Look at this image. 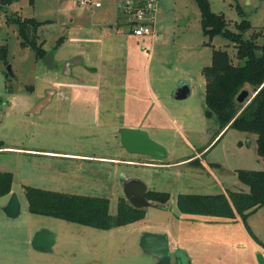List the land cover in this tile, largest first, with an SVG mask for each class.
<instances>
[{"label": "rangeland", "instance_id": "rangeland-1", "mask_svg": "<svg viewBox=\"0 0 264 264\" xmlns=\"http://www.w3.org/2000/svg\"><path fill=\"white\" fill-rule=\"evenodd\" d=\"M209 1L213 12L225 15L231 31L238 33L237 25L249 20L252 29L244 38L261 35L264 0ZM78 6L76 0H36L35 7L28 0H18L0 6V46H8L7 60L14 73V77H6L8 66L0 60V141L7 147L0 152V172L13 174V193L21 203L19 218L12 220L2 211L5 200L0 197V264H155L156 259L144 253L140 241L144 233L156 232L171 233L192 264H260L264 248L255 245L240 218L186 215L177 208L181 194L249 193L238 171L264 170L256 134L234 128L220 134L216 118L205 117L202 69L211 65L214 49H227L234 64H239L234 45L217 36L211 47L202 46L208 39L202 33L196 0H161L159 21L165 37L153 49L148 48L155 53L148 80L157 98L149 99L145 106L129 101L126 91L112 87L108 101L107 88L97 91L100 108L69 99L58 102L67 92L47 80L62 76L65 62L56 58L49 68L36 59L31 48L21 47L17 27L7 20L18 14L23 19L50 21L40 28L39 37L45 49L53 51L60 38L73 35L81 24L93 27L92 19L100 22L101 14L107 12V8ZM257 42L261 45L263 39L259 37ZM62 46L56 52L67 56L68 49L60 50ZM182 82L191 86V94L179 100L174 95ZM246 88L253 96L251 87ZM142 89L132 91L137 95ZM48 90L58 91L57 100L40 114L32 113ZM130 124L140 125L168 156L157 161L126 151L119 131ZM122 178L141 179L149 191L169 193L171 199L165 206L151 202L144 220L109 231L29 212L27 186L107 198L110 213L116 215L120 199L125 198ZM247 221L264 243V208L251 210ZM42 230L56 235L49 252L32 247L34 236Z\"/></svg>", "mask_w": 264, "mask_h": 264}, {"label": "trees", "instance_id": "trees-1", "mask_svg": "<svg viewBox=\"0 0 264 264\" xmlns=\"http://www.w3.org/2000/svg\"><path fill=\"white\" fill-rule=\"evenodd\" d=\"M18 0H0L2 8L11 6ZM35 7L36 0H28ZM201 13V28L204 37L208 39L206 46L211 47L213 40L221 36L232 43L236 50L234 64L227 49L213 50L212 63L203 68L202 74L206 80L205 117L216 118L222 134L226 129H237L254 133L258 136V154L264 160V26L259 37L263 39L258 44L256 36L244 38V33L252 29L249 20H243L237 25L238 33L229 29V23L224 14L213 12L209 0H196ZM239 13L243 15L238 5ZM7 24L17 27L20 45L31 48L36 59L43 60L49 53L40 41L39 29L47 22L35 18H21L14 14L8 18ZM65 38H60L54 52L63 44ZM8 46H0V60L8 66ZM9 78V74L6 73ZM251 87L254 98L248 105L237 103V96L246 87ZM218 134L216 139L219 137ZM0 141V152L6 149ZM239 179L250 188L249 193L228 191L214 195L181 194L177 198V208L182 214L197 216H213L226 219L240 218L252 239L264 248V243L254 234L248 224V213L251 210L264 208V170L238 171ZM14 176L9 172H0V197L9 196L13 191ZM29 212L33 215L46 216L64 220L102 231L138 223L146 218V209L134 208L126 198L119 201L116 215L110 213V200L101 197L66 194L43 190L31 186L25 187ZM147 199L154 204L167 205L171 195L166 192L149 191Z\"/></svg>", "mask_w": 264, "mask_h": 264}, {"label": "crops", "instance_id": "crops-1", "mask_svg": "<svg viewBox=\"0 0 264 264\" xmlns=\"http://www.w3.org/2000/svg\"><path fill=\"white\" fill-rule=\"evenodd\" d=\"M76 4L78 6V0H76ZM116 4L117 0H103L102 6L100 8H95V10L107 8V12L105 16H103V13L101 14L102 20L100 22H95L94 18L92 19L91 23L94 25L93 27L95 29L89 27V24H81L77 26L78 29L75 33L73 32V35L70 37L65 36L66 39L60 50H64L66 47L68 49L67 56H58L59 51L54 52L46 49L48 52H53L52 63L56 61V58L65 63L79 57L82 60L71 67V74L68 75L67 71H64L62 76L57 75L56 77H48L47 83L52 82L62 87L65 93L67 92L63 100H57L58 91L55 90V94L50 103H53L55 100L60 102L69 99L73 103H79L84 107H93V105H95L94 107L97 108L101 102V100L95 96L97 91L99 92L107 88L108 96L106 98L108 101L111 97L109 91L112 87L121 89V92L126 91L125 93L127 94L125 96L129 101L138 102L145 106L147 102H149V99L153 100L157 98L155 91L151 87L150 80H148L155 53L153 50L148 51V48L153 49L155 45L164 40L165 33L161 31L160 17H158L157 27L159 33L158 39L136 37L131 34L125 18L119 11L117 12L118 7ZM160 8L161 0L159 16ZM92 10H94V8H92ZM49 22L50 21H47V23ZM40 39L42 40L41 37ZM205 43L206 42H203L202 46H205ZM176 81L174 83H177ZM141 88H143L142 94L136 95L132 91V89L140 90ZM96 103H98L97 106ZM100 107L101 106H99V108ZM97 113L98 111H96V114ZM130 125L131 126H128L130 129L143 130L140 125ZM209 147H207L206 150L209 149ZM11 194L3 197L5 200L3 208L8 204ZM163 233L164 232H156V234ZM167 234L169 236L171 251H182L178 248V242L172 240V234L169 232H167ZM254 243L255 245L257 244L255 241ZM183 252L189 258L190 264H192L189 255L185 251Z\"/></svg>", "mask_w": 264, "mask_h": 264}, {"label": "water", "instance_id": "water-1", "mask_svg": "<svg viewBox=\"0 0 264 264\" xmlns=\"http://www.w3.org/2000/svg\"><path fill=\"white\" fill-rule=\"evenodd\" d=\"M53 52H49L44 59V63L53 68ZM82 60L73 59L65 63V71L71 74V67ZM8 74L14 77L12 67L8 65ZM55 90H49L46 98L42 99L32 110L34 114H40L42 110L52 101ZM191 94L190 85L186 82L180 83L175 97L179 100L188 98ZM254 96L251 95L249 89H244L236 98L240 105H248ZM123 148L132 154L148 156L157 161H163L167 156V150L161 145L154 142L149 134L140 129L122 128L119 131ZM121 185L126 200L136 209H146L151 206V202L147 199L149 193L148 186L141 179H121ZM5 215L15 220L21 214V203L16 193H12L8 204L2 209ZM56 243V235L48 230H42L36 233L32 241V247L40 252H49ZM140 247L147 255L156 259L155 264H173V257L176 264H190L189 258L183 251L172 252L168 234L144 233ZM259 263L264 264V257L259 255Z\"/></svg>", "mask_w": 264, "mask_h": 264}, {"label": "built area", "instance_id": "built-area-1", "mask_svg": "<svg viewBox=\"0 0 264 264\" xmlns=\"http://www.w3.org/2000/svg\"><path fill=\"white\" fill-rule=\"evenodd\" d=\"M78 5L94 8L102 6L96 0H78ZM117 7L132 35L158 39L160 0H117Z\"/></svg>", "mask_w": 264, "mask_h": 264}]
</instances>
